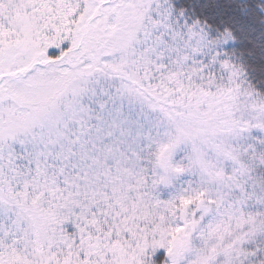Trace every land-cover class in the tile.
<instances>
[{
	"label": "snow or ice",
	"instance_id": "6c2138e0",
	"mask_svg": "<svg viewBox=\"0 0 264 264\" xmlns=\"http://www.w3.org/2000/svg\"><path fill=\"white\" fill-rule=\"evenodd\" d=\"M0 264H264V0H0Z\"/></svg>",
	"mask_w": 264,
	"mask_h": 264
}]
</instances>
